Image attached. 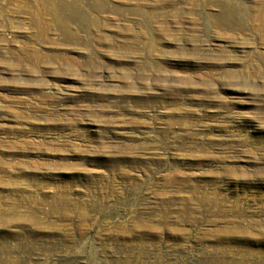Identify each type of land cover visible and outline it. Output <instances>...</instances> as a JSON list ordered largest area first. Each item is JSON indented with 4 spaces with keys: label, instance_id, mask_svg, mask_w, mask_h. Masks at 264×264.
I'll return each instance as SVG.
<instances>
[{
    "label": "rangeland",
    "instance_id": "obj_1",
    "mask_svg": "<svg viewBox=\"0 0 264 264\" xmlns=\"http://www.w3.org/2000/svg\"><path fill=\"white\" fill-rule=\"evenodd\" d=\"M0 264H264V0H0Z\"/></svg>",
    "mask_w": 264,
    "mask_h": 264
},
{
    "label": "bare ground",
    "instance_id": "obj_2",
    "mask_svg": "<svg viewBox=\"0 0 264 264\" xmlns=\"http://www.w3.org/2000/svg\"><path fill=\"white\" fill-rule=\"evenodd\" d=\"M67 8H68V9H73L74 7H73V6H68ZM227 10H228V9H226L225 14L228 13ZM52 11H53V10H52ZM53 16L55 17L56 21H60V22L62 23L63 27L66 29L67 26H66V22L63 20L64 18H61V17H60V14H59L58 12H55V11H54ZM226 19H227V18H224V20H223L225 23L227 22ZM43 31H44V29L41 28V29H40V32H43Z\"/></svg>",
    "mask_w": 264,
    "mask_h": 264
}]
</instances>
